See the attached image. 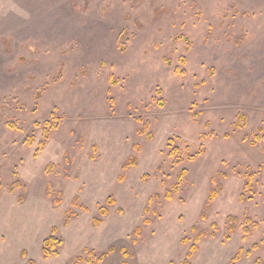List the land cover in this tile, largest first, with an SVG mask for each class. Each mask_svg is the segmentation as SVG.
<instances>
[{"label": "rangeland", "instance_id": "1", "mask_svg": "<svg viewBox=\"0 0 264 264\" xmlns=\"http://www.w3.org/2000/svg\"><path fill=\"white\" fill-rule=\"evenodd\" d=\"M78 257L264 264V0H0V264Z\"/></svg>", "mask_w": 264, "mask_h": 264}, {"label": "trees", "instance_id": "2", "mask_svg": "<svg viewBox=\"0 0 264 264\" xmlns=\"http://www.w3.org/2000/svg\"><path fill=\"white\" fill-rule=\"evenodd\" d=\"M244 123H245V117H241V118H240V126H242ZM43 136H44L45 140L48 138V132H47L46 130H44V132H43ZM43 145H44V143L42 142V143L40 144V147H43ZM38 150H39V149H38ZM171 154H174V153L171 152ZM131 161H132V162H131L130 165H134V164H135L134 159H132ZM175 162L178 164V163L180 162V160H179V159H175ZM128 165H129V164H128ZM125 166L127 167V165H125ZM125 166H124V167H125ZM183 176H184V172H181L180 175H179V177H178V179H177V180H178V183H180V180L182 179ZM18 187H19V183H15L14 185H11V186H10L9 190H10V191L15 190V189L18 188ZM213 197H214V194H211L210 197H209V199H212ZM109 202H112V201H109ZM102 212H103V213H106L105 211H102ZM71 215H72V213L68 211V212H67V218H70ZM229 218L231 219V217H229ZM94 222H95L96 225H98V224L100 223V220H99V219H95ZM246 222L250 223L251 221H249V219H247ZM64 224H67V221H65ZM53 230H55V229H53ZM247 231H248V228L245 227V228H244V233L246 234ZM52 241H53V239L50 238V239L45 240V241L43 242L42 252H43L44 257H46V258H48L50 255H56V254H57L55 251L50 252V251L47 249V246H52V243H51ZM196 249H197L196 246L192 247V249H191V253H192V252H195ZM109 250L111 251V250H113V249L110 248ZM22 255H24V252L22 253ZM105 256H106V253H102V254H100V255L98 256L97 260L101 262V261L104 260ZM238 258H239V255H238L235 259H238ZM82 261H84V260L82 259V257H78V258L76 259V261H75L73 264H81ZM85 261H86L87 263H91V260H90V259H86ZM27 264H33V261H32V260H29ZM185 264H186V263H185Z\"/></svg>", "mask_w": 264, "mask_h": 264}]
</instances>
